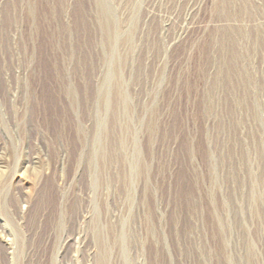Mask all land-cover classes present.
<instances>
[{"label": "rangeland", "instance_id": "374dc122", "mask_svg": "<svg viewBox=\"0 0 264 264\" xmlns=\"http://www.w3.org/2000/svg\"><path fill=\"white\" fill-rule=\"evenodd\" d=\"M0 264H264V0H0Z\"/></svg>", "mask_w": 264, "mask_h": 264}]
</instances>
